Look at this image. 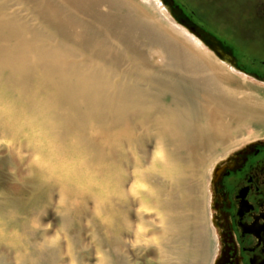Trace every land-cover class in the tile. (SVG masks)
I'll return each instance as SVG.
<instances>
[{
    "label": "bare ground",
    "instance_id": "6f19581e",
    "mask_svg": "<svg viewBox=\"0 0 264 264\" xmlns=\"http://www.w3.org/2000/svg\"><path fill=\"white\" fill-rule=\"evenodd\" d=\"M163 2L0 0V264H91L51 206L93 264L213 263V171L264 139V81Z\"/></svg>",
    "mask_w": 264,
    "mask_h": 264
},
{
    "label": "flooded vegetation",
    "instance_id": "af4514ba",
    "mask_svg": "<svg viewBox=\"0 0 264 264\" xmlns=\"http://www.w3.org/2000/svg\"><path fill=\"white\" fill-rule=\"evenodd\" d=\"M210 191L217 239L212 264H264V143L249 144L218 164Z\"/></svg>",
    "mask_w": 264,
    "mask_h": 264
},
{
    "label": "rangeland",
    "instance_id": "374dc122",
    "mask_svg": "<svg viewBox=\"0 0 264 264\" xmlns=\"http://www.w3.org/2000/svg\"><path fill=\"white\" fill-rule=\"evenodd\" d=\"M177 1L185 10V14L190 17L194 23L216 36L225 46L235 53L237 59L238 56H241V58L238 59V64L241 67L244 66L243 68H246L245 70L264 77V0ZM164 5L168 8L174 20L178 22L168 5L165 3ZM251 132L253 131H250V133ZM0 142H3L1 137ZM253 143H264V139L254 141ZM7 163L8 161H3L2 158H0V198L3 196L2 187L14 183V179L12 178L13 170ZM54 198L58 199L57 193H54ZM32 205V201L29 200L26 203L27 209L29 210ZM21 212L20 214H23V211ZM41 217L46 228L51 230V234L59 233L61 241L65 244L69 241V236L81 235L83 238V248L86 246H94L91 248L94 251V253L92 251L94 256H91L89 259L90 263L93 264L97 261L95 254L96 243L92 239V234L90 232L91 225L87 218L84 217L79 220V222H74L73 228H70L73 229V231L67 233V230H65L61 224L63 215L59 213L55 207L51 206L47 213H45V215L42 214ZM2 223L3 220L0 217V224ZM210 258H212V256H210ZM149 260L151 263H154L155 256L149 254Z\"/></svg>",
    "mask_w": 264,
    "mask_h": 264
},
{
    "label": "water",
    "instance_id": "95a60500",
    "mask_svg": "<svg viewBox=\"0 0 264 264\" xmlns=\"http://www.w3.org/2000/svg\"><path fill=\"white\" fill-rule=\"evenodd\" d=\"M169 1V2H168ZM164 2L169 5V8L173 15L186 27L189 29L190 32L195 34L200 40H202L211 50H214L220 57H222L223 60L228 61L233 67L238 69L241 72H244L245 74L251 75L255 77L258 80L264 81L263 78H260L259 76L251 73H247L243 69H241L238 65V62L236 58L233 56L232 52H226L225 49H223V42L218 40L216 37L208 33L205 29L198 26L196 23H194L192 20H190L188 17L185 16V13L183 10H181L178 6L175 5L174 1L172 0H164ZM184 16L185 20H183L180 16Z\"/></svg>",
    "mask_w": 264,
    "mask_h": 264
}]
</instances>
